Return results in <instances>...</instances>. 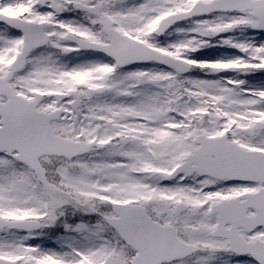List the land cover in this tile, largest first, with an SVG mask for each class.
Returning a JSON list of instances; mask_svg holds the SVG:
<instances>
[{
    "label": "snow or ice",
    "instance_id": "6c2138e0",
    "mask_svg": "<svg viewBox=\"0 0 264 264\" xmlns=\"http://www.w3.org/2000/svg\"><path fill=\"white\" fill-rule=\"evenodd\" d=\"M0 264H264V0H0Z\"/></svg>",
    "mask_w": 264,
    "mask_h": 264
}]
</instances>
